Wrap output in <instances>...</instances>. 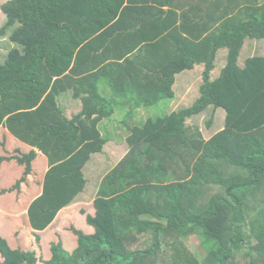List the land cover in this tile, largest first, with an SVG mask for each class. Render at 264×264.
<instances>
[{
  "label": "trees",
  "instance_id": "obj_1",
  "mask_svg": "<svg viewBox=\"0 0 264 264\" xmlns=\"http://www.w3.org/2000/svg\"><path fill=\"white\" fill-rule=\"evenodd\" d=\"M1 9L0 38L17 45L0 63V126L50 161L32 228L46 229L85 190L84 166L111 133L130 148L99 185L86 217L94 232L72 225L77 246L52 242L47 260L0 235V264H264V54L239 62L246 41L264 42V0H6ZM221 49L227 62L213 78ZM196 65L199 97L166 112L177 75ZM68 91L84 105L72 118L59 106ZM210 107L225 110V126L206 139L188 120ZM126 108L137 120L111 127L114 109Z\"/></svg>",
  "mask_w": 264,
  "mask_h": 264
},
{
  "label": "crops",
  "instance_id": "obj_2",
  "mask_svg": "<svg viewBox=\"0 0 264 264\" xmlns=\"http://www.w3.org/2000/svg\"><path fill=\"white\" fill-rule=\"evenodd\" d=\"M256 43L257 41L255 42L250 41V43L246 41L243 49H245L246 46H248L252 48L251 50L256 52V47H255L257 46ZM221 50L218 51L215 61L216 66L211 73L213 78H216L220 75L222 68L225 66L227 62V51L225 50V52L222 53ZM242 53L243 50L241 54ZM241 54L239 59L240 65H244L245 60L249 56L256 55L251 52V54L247 55L244 58V60H242ZM260 54L263 55L264 51ZM217 61L220 65L219 67H217L218 66ZM198 66L201 65H196L195 68H197ZM203 69L204 67L201 70ZM181 75H183V73L177 75L175 85L177 83L181 85V83L178 81ZM175 85H174V89L176 90L177 87H175ZM64 96L63 94L60 96L59 106L66 114V116L68 118H72L77 114H79L76 113V115L75 114L70 115L68 113V111L70 110V101L64 103ZM71 97L74 98L72 96V93H71ZM126 110L129 111L127 108ZM108 143L109 144L114 143L115 145H117L115 141H109ZM127 152L122 153V158L127 154ZM101 153L106 154L104 150L96 154H101ZM29 154L32 155V158L30 161L26 162L25 159ZM92 158L93 157H91V159L84 166L83 169L85 176L88 179V185L90 182H92V179L93 181L99 178L103 179L104 176L115 165H117V163H113V161H111L112 156L109 157L110 161H108V164H106L104 160L102 161L97 157H94L93 159ZM106 158H108L107 154L104 159ZM90 164L91 165L93 164L92 169L90 168L88 169V166ZM101 164L107 165L104 171H103L104 166H102L99 169L98 174H95L96 176L94 174H91L92 171L93 173H96L97 172L96 168H98ZM17 165L19 166L17 167ZM10 167H17L18 168L17 172L10 175L9 174ZM49 168H50L49 158L42 151L23 141L18 140L7 128L0 126V235L5 237L9 241L10 245L13 248H20L23 251L36 252L38 255H39L38 253L39 251L41 252L43 251V254L46 257H43L42 254L39 256H42V258L45 260L49 259V257H47L48 253L49 255H51V251L50 252L47 251L46 247H50V244L52 242H56L55 240L56 238L57 241L62 240L64 247L70 251L77 246V237L70 230V227L72 225L75 226L76 228L82 229L86 233L94 232V227L88 224L86 217L88 213L95 214L94 199L96 198V197H94L93 199L91 197L84 198L85 196L84 194L88 193V189L86 187V192L79 193L77 195V199L71 205L61 209L58 212L57 216L55 217L54 221L46 229L34 230L30 224L28 210L30 204L43 193L45 176ZM27 169H30L28 173H27ZM87 169L89 170V172H86ZM2 173H4V175ZM18 180H21L20 184H17ZM83 211H85V213H83ZM20 231L21 232L25 231L24 234L26 235L28 234V232L30 235H32L30 242L27 243V247L19 246L18 242H15L17 237L16 235L20 234ZM35 234L39 235L40 237L39 242L36 241V239L35 242L31 241L35 238L34 237ZM0 262H2L1 259Z\"/></svg>",
  "mask_w": 264,
  "mask_h": 264
},
{
  "label": "rangeland",
  "instance_id": "obj_3",
  "mask_svg": "<svg viewBox=\"0 0 264 264\" xmlns=\"http://www.w3.org/2000/svg\"><path fill=\"white\" fill-rule=\"evenodd\" d=\"M6 1V0H0V27L4 24V22H6L7 20V15L6 13L1 9V5L2 3ZM11 31V30H10ZM251 40H248V43H250ZM255 42V41H254ZM14 42H9L8 37H1L0 38V63H3L5 58L7 57L8 51L14 47V45L17 44H13ZM257 46L256 47V52L251 50V47L246 46V48L243 50V53L241 54V59L244 60V58L251 54H260L264 51V42L258 40L257 41ZM250 45V44H249ZM226 49H222V53L225 52ZM218 63V61H217ZM219 63L218 66L219 67ZM204 66H198L197 68H195L194 70L191 71H185L183 72V75H181L179 77V82L181 83V85L179 83H177L175 85L176 90H175V98L172 99L169 102V105L167 107V109H165L166 112H171V110H177L180 109L181 107H189L190 105H192V103L199 97L200 93H199V85L201 83L202 80V71L201 70ZM65 95V96H64ZM64 96V103H67L68 101H70V110L68 111V113L70 115H76V113H80V111H82L83 108V102L80 98L75 99L71 97V92H66L63 93ZM63 101V99H62ZM168 103V102H167ZM131 113V114H129ZM164 113V112H163ZM133 115H135V113H133L132 111L128 112L126 109H123L122 111H118L114 109L113 115L111 116V119L114 121H117L115 124H112L111 127L114 126H118L120 125V127L122 126V123L124 122V120H126L130 126L132 123H134L137 118L132 117ZM225 115L226 112L224 109L222 108H217L216 110H213L212 107H210L207 111L202 112L201 114L191 117L188 122L192 125V126H196L200 129V131L203 133L204 137L206 139H209L214 133H217L218 131L224 129L225 126ZM71 117V116H70ZM104 123H108V121L104 120ZM103 125V124H102ZM110 127V126H109ZM120 133H125V129L120 128L119 130ZM118 133L113 132L110 135L113 136V140L117 143V145H115L114 143H107L104 146V151L106 152L108 158L104 159L106 154L101 153V154H96V155H91V157H97L100 160H104L106 162V164H108V161H110V158L112 156L111 161H113V163H118L119 160L122 158V153L129 151L128 148L129 145L124 141L125 137L124 136H119L117 135ZM126 135V134H124ZM124 138V139H123ZM112 140V141H113ZM123 142V143H121ZM92 158V159H93ZM106 164H101L98 168H96L97 172L93 173V171L91 172V174H98L99 169L104 166V169L107 167ZM93 165V164H92ZM91 164L88 166V169H92L93 166ZM113 165V164H112ZM19 165H17L18 167ZM17 167H10L9 168V174L12 175L14 173L17 172L18 168ZM87 169L86 172H89V170ZM4 175V173H2ZM96 176V175H95ZM104 179V178H103ZM102 178H99L97 180L92 179V182L89 183V185H87V189H88V193L86 194V188L83 191V193H85L84 198H88L91 197L92 199L94 197H96V194H98V190H99V185L100 183L103 182ZM91 199V200H92ZM88 208V206H87ZM148 216V215H147ZM25 231H20V234H17L16 237V241L18 242L19 246L22 247H27V243L30 242L31 236L28 232V234H24ZM57 241V238L55 239ZM31 241L35 242V238ZM184 242L185 245L188 247L189 251L192 252V254H194L196 257H200V255H202V253H204L205 251L203 250L201 244H200V240L196 237H185L184 238ZM38 245V244H37ZM50 247H46V250L50 252ZM39 255L42 254L43 257H46L43 254V251H39L38 252ZM47 257H51V255H49V253L47 254ZM47 260V259H46Z\"/></svg>",
  "mask_w": 264,
  "mask_h": 264
}]
</instances>
